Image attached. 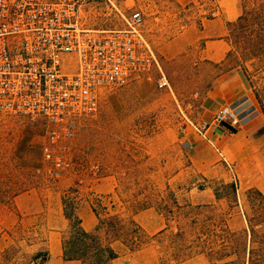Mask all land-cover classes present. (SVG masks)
<instances>
[{
  "label": "rangeland",
  "instance_id": "obj_1",
  "mask_svg": "<svg viewBox=\"0 0 264 264\" xmlns=\"http://www.w3.org/2000/svg\"><path fill=\"white\" fill-rule=\"evenodd\" d=\"M229 1L123 0L116 3L117 11L98 4L82 13L86 27L100 30L123 29L125 19L141 11L144 35L169 88L157 86L154 71L123 87L102 89L97 112L66 143L72 167L57 180L44 174L45 127L0 117V264H34L38 253L55 249L58 241H49V235L59 228L64 197L79 205L99 198L106 209L99 210L102 218L118 214L129 227L132 212L149 208L136 218L143 244L131 252L115 243L118 257L109 264H248L251 249L264 264V202L210 182L221 199L202 209L189 204V191L195 195L205 183L189 170L179 173L188 161L178 147L200 121V98L219 71L241 72L264 114V0H239L241 20L229 25L230 50L221 67L197 64L192 53L178 59L162 54L166 42L213 18L211 13ZM163 222L167 229L160 233ZM68 228L67 223L60 238ZM177 230L192 247L181 260L173 254L178 245L169 239ZM100 237L105 242L107 236Z\"/></svg>",
  "mask_w": 264,
  "mask_h": 264
},
{
  "label": "built area",
  "instance_id": "obj_2",
  "mask_svg": "<svg viewBox=\"0 0 264 264\" xmlns=\"http://www.w3.org/2000/svg\"><path fill=\"white\" fill-rule=\"evenodd\" d=\"M119 1L0 0V117L45 127L44 174L52 180L71 169L66 143L97 112L102 89L123 87L154 71L157 86L169 88L144 35L141 11H133L123 29L84 25L82 13L92 6L117 11ZM250 118L223 108L210 122L192 124V130L206 139L212 128L241 129Z\"/></svg>",
  "mask_w": 264,
  "mask_h": 264
},
{
  "label": "crops",
  "instance_id": "obj_3",
  "mask_svg": "<svg viewBox=\"0 0 264 264\" xmlns=\"http://www.w3.org/2000/svg\"><path fill=\"white\" fill-rule=\"evenodd\" d=\"M241 14L242 4L239 0L224 3L218 16L203 19L201 24H193L183 34L166 42L162 54L169 59H178L192 53L197 58V64L221 67L230 50L227 39L229 25L237 21ZM223 108L251 118L241 129L226 125L212 128L207 132L206 139L188 129L178 141L181 157H186L188 161L179 173L189 170L205 183L197 194L189 191L188 201L193 206L216 202L215 187L211 188L208 185L210 182L233 183L237 192L240 189L244 192L256 189L264 195V114L248 81L238 70L219 71L212 76L200 98V120L210 122ZM90 189L94 190L93 187ZM77 215L86 231L95 229L97 219L87 202L79 205ZM138 215L140 213L134 216L135 222ZM58 222L57 232L49 235V241L57 239L58 243L53 251H48L46 264H80L62 259L60 233L68 223L63 216V204L59 207ZM164 228L163 222L158 232Z\"/></svg>",
  "mask_w": 264,
  "mask_h": 264
},
{
  "label": "trees",
  "instance_id": "obj_4",
  "mask_svg": "<svg viewBox=\"0 0 264 264\" xmlns=\"http://www.w3.org/2000/svg\"><path fill=\"white\" fill-rule=\"evenodd\" d=\"M240 20L241 17H239L237 21ZM256 99L258 100L257 97ZM217 185L223 186V189L225 188L232 191L234 195L237 194V187L233 183H218ZM219 191L220 189L217 187L213 190L216 201L221 199ZM244 193L246 195H255L262 202H264V195L256 189H248ZM101 202V199L97 198L89 203L91 210L97 219L95 229L89 232L83 228L82 221L77 215V209L79 207L78 201H76V199L74 201H70L65 197L63 198V216L68 221L69 227L67 234L63 235L61 238L62 259L64 261H78L80 264H109L118 257V254L113 247L115 243H119L131 252L143 244L142 240L145 235L141 227L135 222L134 216L140 211L147 210L149 208L142 207L141 210L139 209L131 213L127 220V223L131 227L130 228L127 224L125 225V221L118 214L102 218L99 210L106 211V209L102 206ZM172 204L176 209L180 208L174 199H172ZM196 207L198 209H202L204 206ZM192 223L195 224L196 222L192 221ZM248 227L249 234L252 237L254 229L250 226V224ZM166 229L167 225L165 224V228L160 231V233H163ZM101 233H104L105 236H107L105 238V242L100 237ZM169 239L171 240V244L178 245L177 250L173 253L177 260L189 257L188 255H184V252H191L192 247H187L184 233L177 230L176 233H171V237H169ZM196 239H200V237H196ZM198 253L202 254L203 251H199ZM249 255L248 264H260V262H262L260 260V255L255 253L252 249L250 250ZM182 256L184 257L181 258ZM253 256L256 258L253 259ZM34 259V264H46L49 259V255L48 253H38Z\"/></svg>",
  "mask_w": 264,
  "mask_h": 264
}]
</instances>
